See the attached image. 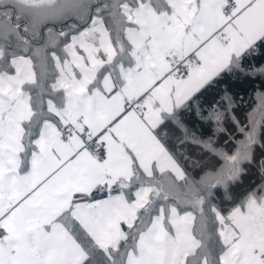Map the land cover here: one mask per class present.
<instances>
[{
	"label": "snow or ice",
	"instance_id": "obj_1",
	"mask_svg": "<svg viewBox=\"0 0 264 264\" xmlns=\"http://www.w3.org/2000/svg\"><path fill=\"white\" fill-rule=\"evenodd\" d=\"M249 77L264 0H0V264H264Z\"/></svg>",
	"mask_w": 264,
	"mask_h": 264
},
{
	"label": "trees",
	"instance_id": "obj_2",
	"mask_svg": "<svg viewBox=\"0 0 264 264\" xmlns=\"http://www.w3.org/2000/svg\"><path fill=\"white\" fill-rule=\"evenodd\" d=\"M228 87L229 93L233 96L235 100L234 114L242 122L247 123V114L250 113L256 106V93L258 91H264V78L260 77H249L247 79H228L225 78L216 88L209 90L202 98V102L205 107L208 104L215 103L220 100L223 95V89ZM190 122L196 123L195 130L199 132L205 131L210 132V126L207 124L200 127V124L196 122V118L190 115ZM264 132V129H262ZM242 136H238L237 139H242ZM242 188H236L235 191L239 192L243 188H248L252 182H259V174L255 167L249 169L247 175L243 178ZM104 196V194H98L97 197Z\"/></svg>",
	"mask_w": 264,
	"mask_h": 264
},
{
	"label": "rangeland",
	"instance_id": "obj_3",
	"mask_svg": "<svg viewBox=\"0 0 264 264\" xmlns=\"http://www.w3.org/2000/svg\"><path fill=\"white\" fill-rule=\"evenodd\" d=\"M255 107H256V106H255ZM252 111H253V110H252ZM252 111H251V112H252ZM256 118L259 119V115H258V114H257Z\"/></svg>",
	"mask_w": 264,
	"mask_h": 264
},
{
	"label": "crops",
	"instance_id": "obj_4",
	"mask_svg": "<svg viewBox=\"0 0 264 264\" xmlns=\"http://www.w3.org/2000/svg\"><path fill=\"white\" fill-rule=\"evenodd\" d=\"M97 198H104V196H101V197H97Z\"/></svg>",
	"mask_w": 264,
	"mask_h": 264
}]
</instances>
